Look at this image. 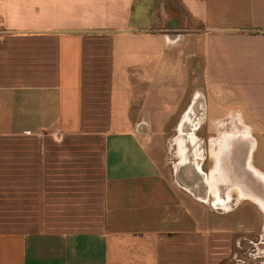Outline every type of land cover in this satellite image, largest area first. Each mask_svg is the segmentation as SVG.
<instances>
[{"label": "crops", "instance_id": "obj_1", "mask_svg": "<svg viewBox=\"0 0 264 264\" xmlns=\"http://www.w3.org/2000/svg\"><path fill=\"white\" fill-rule=\"evenodd\" d=\"M247 159L264 209V0H0V221L61 224L0 264H228Z\"/></svg>", "mask_w": 264, "mask_h": 264}, {"label": "rangeland", "instance_id": "obj_2", "mask_svg": "<svg viewBox=\"0 0 264 264\" xmlns=\"http://www.w3.org/2000/svg\"><path fill=\"white\" fill-rule=\"evenodd\" d=\"M211 126H197V131L199 134H209ZM189 126L186 127V132L189 131ZM212 133H224L226 135V143H228L229 146V162L231 166V162L233 165V162H236V156L232 157V154L234 153L236 141L237 139L245 137L247 138V135H251V126H243V125H220V126H212L211 127ZM228 136V137H227ZM250 141V140H249ZM202 145L199 150L201 151L203 157L205 147L207 144L203 141L200 142ZM205 146V147H204ZM213 157H211V160L206 161V168L207 171L210 170L213 166H222V164L225 162V156H222L219 154L216 157L212 154ZM248 154L246 155V157ZM176 155L174 156V158ZM172 160V156H170ZM209 159V158H208ZM200 160V158H198ZM247 161L244 162L243 166L240 167V171H235L236 173L233 174V172H230L229 167V176H228V182L227 188L229 190V193L233 197V201L231 205H229L226 211H229L230 214H234V212H242V214L245 217V236L241 243L234 244L233 246V252L230 255V258L228 259V264H264V209L258 205L253 200V188L250 184V180L245 176V173L248 175H251L252 172L248 171H242V169L247 168ZM173 163V162H172ZM226 167V165H224ZM238 168V167H237ZM215 169V168H214ZM213 172L217 173V170H214ZM240 172V178H237L238 174ZM213 173V179L217 177V174L221 176V174ZM225 177V173L223 174ZM212 179V180H213ZM239 182V183H238ZM242 184V185H240ZM221 191L224 193L226 192V187H222ZM263 191V190H262ZM256 199V198H254ZM262 199L264 202V192L262 193ZM214 204L215 199H214ZM261 205H264L261 201H259ZM219 207L220 205H213V207ZM264 207V206H263ZM224 208V207H223ZM218 209V208H217ZM255 209L254 212H256L257 216H260L259 221H255L252 219V210ZM255 221V222H254ZM59 222H42V221H0V228H5L7 230H22V231H29V230H41V229H50L59 227L61 224ZM67 225V224H62Z\"/></svg>", "mask_w": 264, "mask_h": 264}, {"label": "flooded vegetation", "instance_id": "obj_3", "mask_svg": "<svg viewBox=\"0 0 264 264\" xmlns=\"http://www.w3.org/2000/svg\"><path fill=\"white\" fill-rule=\"evenodd\" d=\"M233 156H236V155H235V152L233 153Z\"/></svg>", "mask_w": 264, "mask_h": 264}, {"label": "bare ground", "instance_id": "obj_4", "mask_svg": "<svg viewBox=\"0 0 264 264\" xmlns=\"http://www.w3.org/2000/svg\"><path fill=\"white\" fill-rule=\"evenodd\" d=\"M228 137V136H227ZM220 144V143H219Z\"/></svg>", "mask_w": 264, "mask_h": 264}]
</instances>
